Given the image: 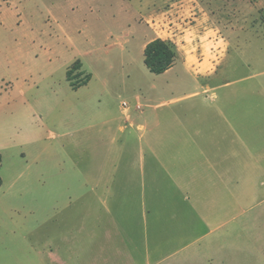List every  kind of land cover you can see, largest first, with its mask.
I'll return each mask as SVG.
<instances>
[{
  "label": "rangeland",
  "instance_id": "obj_1",
  "mask_svg": "<svg viewBox=\"0 0 264 264\" xmlns=\"http://www.w3.org/2000/svg\"><path fill=\"white\" fill-rule=\"evenodd\" d=\"M219 29L230 31L228 52ZM153 37L187 70L177 61L152 73ZM219 63L207 83L191 73ZM223 93L247 94L264 126V110L250 106L264 98V0H0V264H264V178L243 181L255 184L251 196L183 237L181 197L170 198L172 215L155 206L167 198L143 197L147 221L132 228L111 211L119 198L106 199L98 225L80 209L109 142L101 129L137 142L162 114L207 109ZM191 236L203 237L195 254L176 252Z\"/></svg>",
  "mask_w": 264,
  "mask_h": 264
},
{
  "label": "crops",
  "instance_id": "obj_2",
  "mask_svg": "<svg viewBox=\"0 0 264 264\" xmlns=\"http://www.w3.org/2000/svg\"><path fill=\"white\" fill-rule=\"evenodd\" d=\"M141 13L139 10L138 16ZM151 13L146 11L142 14L147 17ZM221 27L225 28L226 24ZM219 31V37L222 38L219 41L228 52L231 45L226 34L228 30ZM181 36L186 37L187 34ZM154 39L156 37L150 39L145 47ZM177 61L187 70L185 62ZM221 63L215 70L207 67L210 71L202 75L191 73L204 84L215 77ZM178 100L180 98L172 99L169 103ZM248 102L247 94H215V101L207 109L192 108L162 114L159 121L145 128V134L137 142L130 139L119 142L112 131L101 129L100 140L108 138L109 142L102 143L103 155L95 163V184L90 183V190L85 189L80 193L84 203L81 212L85 217L93 214L97 225L103 223L102 211L106 208V199L116 197L119 200L111 211L120 213L118 220L132 228L140 224L142 219L144 223L147 221L143 197L167 198L155 206L159 205L160 212L170 211L171 215L173 204L176 206L179 203L172 202L170 198L181 197L184 199L179 205H187L190 215L187 222L181 224L180 237L189 231L193 234L200 221H207L212 214L220 218L231 212L233 202L240 205L241 198L251 196L255 188V184L251 183L248 185L249 190H243L242 182H255L264 178V126L254 124ZM250 106H259L258 110H264V98L259 100V105ZM142 107L138 103L136 110ZM123 109L130 122V107ZM125 128L121 126L122 131ZM89 193L92 194L90 199L87 196ZM84 197L87 199L84 200ZM188 198L196 199L188 203ZM194 213L198 214L197 217H194ZM112 221L117 223L115 217ZM225 222L215 224L207 235L221 228ZM202 238L194 239L191 236L187 243L178 246L176 252L184 254L191 251V257L200 247Z\"/></svg>",
  "mask_w": 264,
  "mask_h": 264
},
{
  "label": "trees",
  "instance_id": "obj_3",
  "mask_svg": "<svg viewBox=\"0 0 264 264\" xmlns=\"http://www.w3.org/2000/svg\"><path fill=\"white\" fill-rule=\"evenodd\" d=\"M177 59L178 53L175 49V46L172 43L161 38H156L153 41L149 42L144 49V62L147 68L155 74H162L166 72L175 64ZM74 68H72L68 72V76ZM89 80L90 78L80 86L87 84ZM2 161L3 157L0 153V166L2 164ZM1 185L2 179L0 178V186Z\"/></svg>",
  "mask_w": 264,
  "mask_h": 264
},
{
  "label": "built area",
  "instance_id": "obj_4",
  "mask_svg": "<svg viewBox=\"0 0 264 264\" xmlns=\"http://www.w3.org/2000/svg\"><path fill=\"white\" fill-rule=\"evenodd\" d=\"M124 108H129V104L127 102L124 103Z\"/></svg>",
  "mask_w": 264,
  "mask_h": 264
}]
</instances>
